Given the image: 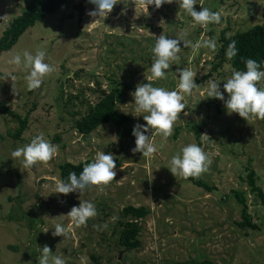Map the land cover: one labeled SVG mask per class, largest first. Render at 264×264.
<instances>
[{"label":"rangeland","instance_id":"374dc122","mask_svg":"<svg viewBox=\"0 0 264 264\" xmlns=\"http://www.w3.org/2000/svg\"><path fill=\"white\" fill-rule=\"evenodd\" d=\"M32 1L42 0H0V38ZM78 1L69 0L36 22L0 54V264H38L39 248L44 245L65 264H93L92 256L99 264H179L190 259L264 264V201L251 194L246 184L247 169H252L264 195V120L246 121L236 113L228 114L224 102L206 92L208 81H214L227 100L223 83L234 70L228 63L214 69L219 39L223 32L231 36L264 23V0H197L196 11L202 5L221 15L219 23L206 28L196 24L176 0L158 9L151 5L148 10L132 0H117L106 18L97 17L85 27L94 22L87 13L95 5L87 2L79 21L74 9ZM162 33L170 39L184 34L192 44L211 38L216 49L194 50L181 43L179 59L165 70L166 78L151 82L176 90L177 70L190 68L197 74L194 82L199 87L184 95L188 114H180L172 134L166 140L161 135L152 137L157 153L143 157L131 151L135 147L132 130L136 124L146 126L142 116L146 113L134 111L130 93L137 84L148 83L145 77L151 75L152 49ZM37 50L45 52V63L55 71L30 91L23 52L35 54ZM17 54L21 65L10 64ZM113 83L129 86L124 101L116 106L129 122L78 134L72 127L74 120L96 102L94 91H107ZM257 86L264 87V81ZM28 113L26 131L19 140L12 139L18 127L14 114L23 118ZM41 133L58 146V152L49 162L26 169L22 158H13L11 153ZM191 143L202 147L211 161L208 170L197 176L213 189L210 192L168 170L172 156ZM99 151L116 157L115 180L91 186L82 194H55L60 164L86 165ZM235 191L244 194L248 206L251 226L244 229L238 226L241 207ZM80 201L92 203L96 215L86 225L73 226L66 237L53 236L56 223L65 227L70 223L67 217L53 218L67 215ZM126 206L150 211L138 220L140 247L129 252L118 244Z\"/></svg>","mask_w":264,"mask_h":264},{"label":"clouds","instance_id":"9594fccd","mask_svg":"<svg viewBox=\"0 0 264 264\" xmlns=\"http://www.w3.org/2000/svg\"><path fill=\"white\" fill-rule=\"evenodd\" d=\"M88 2L95 5V9L87 13L94 22L85 27L94 24L98 20L97 17L106 18L113 7L118 4L117 0H88ZM176 2L179 4V8L183 9L196 24L202 27L206 28L209 24L220 22L221 15L219 12H213L202 5H200L201 10L196 11L194 6L197 4V0H176ZM132 3L135 6L139 3L148 10L151 5L158 9L163 4L173 3V0H132ZM181 43L184 47L191 46L194 50L201 47L213 51L216 49V41L211 38L192 44L191 41L184 39V34H181L179 39H170L163 33L156 37L155 46L152 49L151 75L145 77L148 83L137 84L135 91L130 93L134 98V111L146 113L142 115L146 126L136 124L132 130V135L135 137V147L131 151L133 153L139 152L143 157H151L157 153V147L152 137L161 135L166 140L172 134L173 126L180 118V114H188L184 112L186 109V104L183 102L184 95H191L193 90L199 87L194 82L197 74L190 68L177 70L179 83L176 90L169 91L163 87H155L151 83L166 78L165 70L170 68L172 61L179 59L178 53L181 51ZM45 55L42 50H37L35 54L28 51L23 52V68L28 73L25 80L30 91L39 88L43 78L55 71L53 66L45 63ZM236 55V45L233 41L228 46L226 56L231 59ZM9 63L16 66L21 65V55H15ZM245 66L246 71L234 70L227 81L223 83V90L228 96L227 100L220 90V84L214 81H208L207 96L223 101L228 114L236 113L246 121L250 118L264 120V87L257 86L259 82L264 81V71L259 70L260 65L253 59H247ZM11 80H15V77H11ZM149 132L152 133L151 136L145 135ZM201 137L209 138L203 134ZM57 152L58 146L48 141L41 133L35 136L30 143L14 150L11 156L22 158L23 167L27 169L37 163L49 162ZM115 161L116 157L113 154H105L104 151L97 152L94 160L83 167L79 176L75 172H71L67 182L57 181L54 189L55 194L68 195L73 192L82 194L91 186L108 185L115 180L117 175L114 171L117 167ZM210 163L211 161L203 148L191 143L183 147L179 154L172 156L168 170L174 177L187 178L199 176L206 172ZM95 215L96 210L92 203L80 201L79 206H73L67 215L53 218L60 220L67 217L70 223L67 227L62 223H56L52 235L66 237L73 226L86 225L87 221ZM39 249L38 264H65L61 257L52 255L53 252L48 245Z\"/></svg>","mask_w":264,"mask_h":264},{"label":"trees","instance_id":"16d2710c","mask_svg":"<svg viewBox=\"0 0 264 264\" xmlns=\"http://www.w3.org/2000/svg\"><path fill=\"white\" fill-rule=\"evenodd\" d=\"M69 0H42L32 1L24 9V11L13 19L9 26L4 30L0 38V54L4 51L10 50L23 35L25 31L32 28L36 22L45 19L51 14L55 13ZM88 0H79L74 9L77 11L78 20L80 21L84 16L86 4ZM235 41L237 55L229 59L226 56L228 46ZM219 49L216 54L218 62L214 64V69H217L224 63H228L229 67L235 71H246L245 61L247 59L255 60L259 65L260 71H264V23L257 24L250 29L242 32H236L231 36H226L223 32L219 39ZM128 85L113 83L109 90H102L101 88L94 91L97 95V100L90 107L84 116H80L73 122V129L80 135H89L104 125L122 126L129 122V118L116 111V106L122 103L126 97ZM12 114V113H11ZM29 113L23 118L19 115L14 117L18 123V127L10 135L12 139L19 140L26 131L28 124ZM83 163H62L58 166L59 180L68 181L69 173L75 172L77 176L82 172ZM255 172L252 169H247L246 184L251 194L256 195L264 201V195L260 188L256 185ZM191 184L206 192L213 190L208 187L197 176L188 177ZM72 194V193H69ZM237 204L241 207L240 218L238 223L240 228L251 226L250 215L248 213V206L244 194L238 191L234 193ZM123 217L126 219L121 225L119 232L118 244L126 252L136 250L140 247L138 235L140 228L138 220L146 218L150 211L145 207L126 206L122 209ZM93 264H99L95 256L91 257ZM122 264V263H115ZM179 264H212L209 261H195L188 260L186 263Z\"/></svg>","mask_w":264,"mask_h":264}]
</instances>
